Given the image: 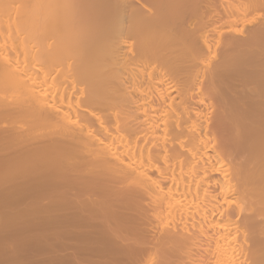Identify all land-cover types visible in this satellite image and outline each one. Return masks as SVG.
<instances>
[{
	"label": "bare ground",
	"instance_id": "6f19581e",
	"mask_svg": "<svg viewBox=\"0 0 264 264\" xmlns=\"http://www.w3.org/2000/svg\"><path fill=\"white\" fill-rule=\"evenodd\" d=\"M258 12L0 0V203L59 242L48 264H264Z\"/></svg>",
	"mask_w": 264,
	"mask_h": 264
},
{
	"label": "rangeland",
	"instance_id": "374dc122",
	"mask_svg": "<svg viewBox=\"0 0 264 264\" xmlns=\"http://www.w3.org/2000/svg\"><path fill=\"white\" fill-rule=\"evenodd\" d=\"M222 1H224V0H222ZM225 1H227V0H225ZM224 6V5H223ZM225 7V6H224ZM259 13V14H258ZM257 14H258V17H257V15L255 16L254 14V16L253 15H251L250 17H248V19H250L252 16V20H253V22H255V21H257L256 19H264V12L262 13V12H258ZM260 13H262L263 14V16H262V14H260ZM260 15V16H259ZM261 16L263 17V18H261ZM254 18V19H253ZM248 19H247V23H248V25H250V23L252 22V20L250 19V21L248 22ZM252 22V23H253ZM246 23V24H247ZM245 24V23H244ZM244 24H240V25H236L237 27H235V28H237L236 30L238 31V32H241V33H245L247 30H248V28H249V26H247V25H244ZM242 25H244V27L242 26ZM246 26L248 27L247 28V30H246ZM243 28V29H242ZM240 30H242V31H240ZM245 31V32H244ZM237 37H240V35H238ZM242 38V37H241ZM216 42V41H215ZM213 44H214V42H213ZM216 44V43H215ZM213 45V49H214V47L216 48V47H218V50H216L215 49V51L212 49V46H211V50H210V56H211V54H212V56H211V58L213 57V59L215 60V59H217L216 58V55H218V54H220V51H219V47H221L220 45ZM221 49V48H220ZM213 50V51H212ZM212 51V52H211ZM218 51V52H217ZM214 52H216V55H215V53ZM218 53V54H217ZM215 55V56H214ZM219 56V55H218ZM217 56V57H218ZM212 59V60H213ZM15 204V205H17V202L15 203V200H9L8 199V201L7 200H2L1 201V203H0V217L2 216V217H4L5 218V220H4V218H3V220L0 218V231L2 230V232L0 233L1 235H0V248H1V250H0V253L2 254V256H1V260H0V262L1 261H4V263H0V264H11V263H13V264H19L18 262H20L23 258V260H25V263L26 264H44V263H46V264H48V262H47V257L45 258L44 257V255L46 256V254H44V253H48L47 251H49V250H47V249H49V248H47V246H48V244H47V241H49V244H51L53 241H55V240H53V241H51L52 239H48L47 238V240H46V238L44 239V237H46L45 236V234L47 233L46 231H44L45 233H42V234H40L39 232H42V230L41 231H39V229L38 228H44L43 226H41V224L38 222V219H37V222H35V219L33 218V220H32V222L35 224V223H38V224H36L35 226H34V224L30 221L29 222V227L27 228V226H28V219L29 218H27L28 217V213H27V215H26V217H25V213L23 214L24 215V217L27 219L26 221H27V225H26V221L24 222L23 220H20V216H19V221H18V217H16V216H18V215H16V213L15 214H13L14 212H20V210H19V208L16 206V208L14 207L15 205H13V206H11L12 204ZM6 207V208H5ZM5 208V209H4ZM10 209H12V210H10ZM7 210H9L8 212H6ZM13 211V212H12ZM6 213H9V215L7 216V214ZM12 214V215H11ZM22 214V213H21ZM5 215V216H4ZM12 216L11 218H12V220H9L10 219V217L9 216ZM13 215H16L15 217H13ZM8 219H7V218ZM24 217H22L21 216V218H23V219H25ZM14 219V220H13ZM16 219V220H15ZM32 219V218H31ZM10 221V223L9 222H5V221ZM14 221V222H13ZM16 221H18V222H16ZM23 222L25 223V226H24V224H23ZM8 225V229H9V231H7L8 229L7 228H5V229H3V227H5L4 225H6V224ZM10 225H9V224ZM15 223V224H14ZM19 223L22 225V227L24 226V233H23V231H21L22 229V227H20V225H19ZM40 224V225H39ZM15 225H16V227H17V230L18 229H20L19 230V232L16 230V227H15ZM18 225V226H17ZM31 225H33V226H31ZM37 225H39L40 227H37L36 228V226ZM30 226H31V228H30ZM34 227V228H33ZM11 228H12V230H11ZM30 228V231H28L27 229H29ZM33 229V230H32ZM34 229H37L38 231H36V230H34ZM45 229V228H44ZM4 230H5V233H4ZM46 230V229H45ZM7 231V232H6ZM14 233H13V232ZM28 233H27V232ZM31 232V233H30ZM37 232V233H36ZM8 233V234H7ZM9 233H10V237H9ZM27 234L26 235V238H25V236L23 235V234ZM32 233H33V235H32ZM14 234V235H13ZM36 235V237H35V235ZM37 234H39V235H37ZM12 235V236H11ZM47 235V237H48V234H46ZM33 236V237H32ZM38 237V238H37ZM14 238V239H13ZM36 238V239H35ZM22 239V240H21ZM25 239V240H24ZM28 239H30L29 241H28ZM33 239V240H32ZM35 239V240H34ZM39 239H41V240H39ZM44 239V240H43ZM36 240L39 242V241H41V243L39 242H37L38 243V245H36V244H34V243H36ZM43 240V241H42ZM46 240V241H45ZM25 241V242H24ZM28 241V242H27ZM30 241H32L31 243L33 244V245H31V243H30ZM44 242V243H43ZM55 242H58V241H55ZM59 243V242H58ZM29 244V245H28ZM44 244V245H43ZM47 244V245H46ZM54 244V243H53ZM52 244V245H53ZM54 245H57V243H55ZM58 245H60V244H58ZM47 248V249H46ZM46 249V250H45ZM54 249V248H53ZM58 248H57V246H56V249H54V250H52V251H58L57 250ZM41 250H45L44 252H42ZM42 252V253H41ZM56 253V252H55ZM55 253H53L55 256L57 255V254H55ZM43 256H42V255ZM93 255H94V253H93V251H92V249H90L89 251H88V254H87V260H89V258L90 257H92V258H94L93 257ZM22 256H23V258H22ZM48 256V255H47ZM3 257V258H2ZM18 257V258H17ZM19 257H21V259L19 258ZM3 259V260H2ZM7 261H5V260ZM19 261H18V260ZM80 260H81V262H83L84 261V258L83 257H80ZM26 261H28V262H26ZM36 261V262H35ZM25 264L24 263V261L22 262H20V264Z\"/></svg>",
	"mask_w": 264,
	"mask_h": 264
}]
</instances>
